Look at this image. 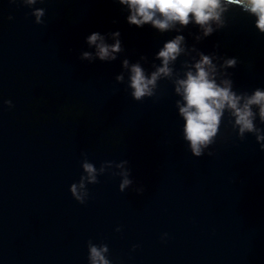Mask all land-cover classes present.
Masks as SVG:
<instances>
[{
	"label": "water",
	"instance_id": "1",
	"mask_svg": "<svg viewBox=\"0 0 264 264\" xmlns=\"http://www.w3.org/2000/svg\"><path fill=\"white\" fill-rule=\"evenodd\" d=\"M36 8L46 12L41 25ZM127 15L116 0L34 8L0 0V264H89V240L108 245L112 264H264V151L255 136L241 140L226 113L215 142L196 158L171 81L136 102L128 74L124 84L115 79L124 59L153 71L164 43L182 34L190 55L178 59L177 72L199 52L218 67L235 58L226 70L234 91L264 89L256 17L232 6L226 27L197 41L194 24L160 34L130 26ZM94 32L109 44V34H121L116 61L81 60L95 53L86 43ZM85 156L97 169L127 160L134 184L121 193L111 169L81 205L70 186Z\"/></svg>",
	"mask_w": 264,
	"mask_h": 264
},
{
	"label": "clouds",
	"instance_id": "2",
	"mask_svg": "<svg viewBox=\"0 0 264 264\" xmlns=\"http://www.w3.org/2000/svg\"><path fill=\"white\" fill-rule=\"evenodd\" d=\"M16 3L17 0H12ZM23 5L34 8L45 0H19ZM127 10V23L130 26L143 28L150 25L158 33H180L190 24L199 27L202 35L196 36V40L209 37L217 30L226 27L225 14L232 6L241 8L244 12L256 17L255 27L264 34V0H116ZM44 8H36L32 15L35 23H44ZM113 43L107 42L106 37L98 32L90 34L86 43L95 53L85 51L81 54V60L95 62H114L124 51L121 34L119 32L109 34ZM191 52H196L195 48ZM198 60L193 63L185 62L182 65L183 73L177 72L175 64L181 56L190 55L186 46L185 37L176 35L173 39L164 43L158 51L155 59L160 63L153 64V71L145 70L141 62L130 63L128 59L122 61L123 72L115 77L118 84L125 83V73L128 74L127 88L134 101L143 102L146 98L156 96L161 80L171 81L175 95L178 115L185 121L183 127V139L188 143L191 154L200 158L205 151L215 142L222 121L227 113L234 131L241 140L248 134L256 138L260 150L264 151V128L258 127L257 119L264 125V89H256L252 93H238L233 89V82L226 71L237 64L235 58L224 59L218 67L214 63L216 57L197 53ZM146 62V57H141ZM223 69V71H222ZM212 155V153H208ZM83 175L78 183L70 186L72 197L81 205L87 203L90 193L89 185H96L100 181L99 176L109 173L120 177L119 191L124 193L134 184L131 177L129 162L122 160L119 163L105 162L97 169L85 156L82 161ZM142 195L143 188L136 190ZM121 231L120 228L116 229ZM167 234H165L166 238ZM88 261L89 264H112L109 259L110 250L107 244H96L89 240ZM135 250V249H134Z\"/></svg>",
	"mask_w": 264,
	"mask_h": 264
}]
</instances>
